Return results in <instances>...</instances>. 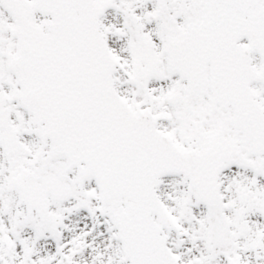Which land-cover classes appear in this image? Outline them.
Masks as SVG:
<instances>
[{
  "label": "snow or ice",
  "instance_id": "1",
  "mask_svg": "<svg viewBox=\"0 0 264 264\" xmlns=\"http://www.w3.org/2000/svg\"><path fill=\"white\" fill-rule=\"evenodd\" d=\"M0 264H264V0H0Z\"/></svg>",
  "mask_w": 264,
  "mask_h": 264
}]
</instances>
